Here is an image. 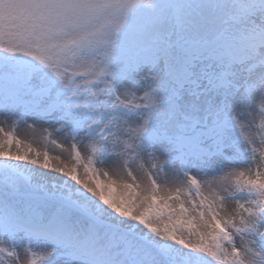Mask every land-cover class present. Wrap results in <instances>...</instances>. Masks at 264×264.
I'll return each instance as SVG.
<instances>
[{"label": "snow or ice", "instance_id": "1", "mask_svg": "<svg viewBox=\"0 0 264 264\" xmlns=\"http://www.w3.org/2000/svg\"><path fill=\"white\" fill-rule=\"evenodd\" d=\"M37 260L264 264V0H0V264Z\"/></svg>", "mask_w": 264, "mask_h": 264}, {"label": "rangeland", "instance_id": "2", "mask_svg": "<svg viewBox=\"0 0 264 264\" xmlns=\"http://www.w3.org/2000/svg\"><path fill=\"white\" fill-rule=\"evenodd\" d=\"M21 136H23V132H21ZM32 143L33 148L37 149V150H41V151H48L50 153V155L55 156V155H59L61 154V148L57 147L56 145L52 144L49 140L40 138V137H36L33 141H29ZM64 158H67V153L63 154ZM82 172V169H81ZM100 179L105 183V185L107 184L106 179L101 176ZM115 194L116 195H123L127 190L123 187V184L120 182H117V184L115 185ZM104 191L107 192L108 189L105 186ZM185 234H187V226H185ZM37 264H39V261L37 260Z\"/></svg>", "mask_w": 264, "mask_h": 264}]
</instances>
